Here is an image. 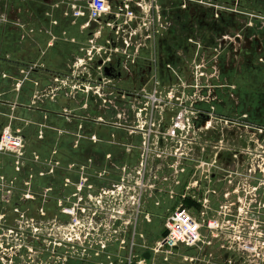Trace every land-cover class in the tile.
<instances>
[{"label": "rangeland", "instance_id": "1", "mask_svg": "<svg viewBox=\"0 0 264 264\" xmlns=\"http://www.w3.org/2000/svg\"><path fill=\"white\" fill-rule=\"evenodd\" d=\"M221 2L224 0H220ZM191 3L193 27L197 25L199 28L207 23L210 32L207 31L201 37L208 43L214 41L211 26L213 22L218 26L222 24L221 19L215 14L219 7L210 6L211 3L198 7L196 3ZM244 5L250 9L248 4L244 3ZM256 22L262 26L260 20L257 19ZM202 28V31L205 30L204 27ZM261 34H264V30ZM211 49L212 53L219 55V41ZM204 52L196 54L195 49L190 62L201 61L203 64L208 62L206 65L208 67H200V70L202 69L209 79L214 76L219 78V61H216L218 57L209 59V51ZM226 63L224 68L226 77L223 79L216 78L213 83L202 81L189 83L193 85V96L187 98L184 104V107H187L185 118L197 116V109L201 106L211 109L212 114L215 112L212 110L213 106L219 108V113L221 110L224 112L222 119H220L221 114H219V120L213 116L208 128L206 125L199 130L191 129L196 135L195 138L199 139L197 142L204 139L214 146L219 141V161L216 164L219 169L214 168L219 172V182H212L211 187L219 186L217 189L219 195L209 196L212 208H206L207 217H214L216 209L219 208V221H222L224 208L232 207L236 209L234 212L236 216L230 217H237L235 221H239V224L243 223L241 226L235 224L234 229L224 232L219 239V264H264V236L260 237L258 228L253 225L255 219L259 220L257 216H253V212H261L260 215L264 219V173L258 171L250 174V162L258 160L257 149L261 150L259 146L261 142L253 141V133H257V136H262L264 133L248 129L245 127L246 123L237 121L240 118L247 122L251 120L248 116H244L248 114L237 116V110L234 108L239 105L235 96L237 86H247L248 82L245 81L248 79L236 76L243 70L241 68L243 59L230 56ZM71 68L76 77L85 79H81L83 82H69L70 85L74 84L73 90L79 91L75 95L76 98L72 100L68 97L67 99L57 98V100L47 98L45 86H50V82L45 80L42 81L41 86L34 84L35 90L31 93L24 89L20 93V83L24 80L14 83L11 78L5 77L3 72L6 68L0 71V114L5 119L4 125L0 127V134L4 128L10 127L24 139L23 158L20 161L10 154L0 155V264H55L61 258L59 249H65L64 244L69 239L73 240L76 254L83 256L85 253L89 254L88 247L92 242L102 240L109 235L115 239L125 234L129 240L132 236L135 237L134 251L137 249V252H140L144 245L146 248L142 251L150 252V249H153V253L159 255L161 253L155 252L154 243L148 240V236L164 235V219L169 210L182 206L198 214L205 211L202 205L203 200L198 202L196 199H190L187 195L184 196V192L188 181L192 178L197 182L193 186L191 195L204 198L202 193H198L201 190L200 181L204 178L202 167H200L201 161L213 162L212 158H215L218 150L207 147L206 155H202V146L194 142L195 145L191 146L196 153L194 161L185 162L182 158L184 156L180 157V152L174 155L173 144L177 142L175 140L183 142L188 128L181 130L173 127L172 117H175L173 110L179 112L184 107H173L169 99H165L164 111L158 109L155 112L158 120L154 117L156 123L161 122L163 117L162 135L158 136L154 129L152 133H149L148 129L153 121H151V115L146 111L140 113L138 107L141 106V101L126 94V92L132 93V89L136 87L139 88L137 81L139 73L132 74L133 78L122 83L114 74H111V80L101 81L102 75H109L104 68L99 72L98 63L86 69ZM120 69L126 76L125 70L121 67ZM185 69H190L187 63ZM251 72L245 71V74ZM9 75L13 76L11 70ZM182 78L189 81L186 80L184 73ZM55 83L57 84L56 81ZM125 83L130 84L131 88L128 91L122 89ZM58 84L60 88H71L65 82ZM149 84L151 87L152 83ZM87 88L92 92L89 98L88 94L82 91ZM118 90H122V96ZM21 102L24 106L18 107V103ZM146 103L143 107L148 105ZM65 107L67 109H64ZM141 123H147L145 127L147 131H141L138 128ZM172 128H174L173 131ZM78 143L79 150L75 148ZM25 161L29 162L28 166L36 167V169L24 171ZM183 168L187 170L183 172ZM79 170H91L100 177L89 178ZM59 172L72 173L76 177L69 178L70 182L59 181V183L55 177ZM143 172L147 192L143 197L142 212L135 224L136 206L132 205L134 201L132 197L137 190L136 183L142 179ZM106 173L125 174L128 190L123 189L124 193L120 191L114 195V198L112 196L108 198L112 199L113 205L116 203V211L125 208L124 218L129 219L133 216V223L129 225L127 232L125 227L113 226L109 230L100 228L96 232L89 227L93 218L96 220L105 218L106 212L103 208L111 205V201L101 189L104 187L115 189L113 187L116 185L114 181L109 183V178H103L107 175ZM127 173L131 176L126 175ZM165 177L169 179L165 180ZM92 179L95 181L90 182ZM170 189L175 190L174 198L171 197ZM237 189L239 191L235 193L234 190ZM115 190L118 191V189ZM156 201H159V205ZM251 203L252 207L249 211L247 207H250ZM73 207L76 208L74 217L64 211L66 208ZM240 207H243L241 216L237 211ZM96 210L98 212L94 216ZM117 213L112 214L118 217ZM74 219H77L80 224L69 226ZM13 229H16L17 233L12 231ZM262 229H264V222ZM239 231H241L242 239L252 241L254 246L252 254L243 255L235 252H239V246L243 241L230 240L228 235L237 236ZM78 236L82 238L83 245L78 240ZM85 236H88V239H85ZM56 243H61L63 246ZM64 251H70V249ZM197 252H199L197 247L177 248L173 252L177 258L176 264H191L190 257L193 254L197 257ZM229 255L233 256L232 260L228 258ZM87 258L93 260V256ZM159 263L167 264V261L164 259ZM194 263L206 264L199 263L198 260H194L192 264Z\"/></svg>", "mask_w": 264, "mask_h": 264}, {"label": "crops", "instance_id": "2", "mask_svg": "<svg viewBox=\"0 0 264 264\" xmlns=\"http://www.w3.org/2000/svg\"><path fill=\"white\" fill-rule=\"evenodd\" d=\"M87 2V0H0V71L6 68L3 72L5 77L11 78L14 83L24 80L22 84L20 83V93L24 83L33 82L41 86L42 81L45 80L50 82V86H45L47 98L75 99L79 91L73 90L74 84L70 85L69 82H83L81 80L83 77L81 79L80 76L76 77L71 67L86 69L95 62L98 63V50L109 51L108 54L112 55V63L117 70L121 67L124 72L127 68L130 74L139 73L137 80L139 88L148 81L150 75L148 60L155 50L162 70L168 64L173 65L182 74L184 73L187 80H192L190 59L195 49L196 54L208 50L209 59L218 57L216 61H219V78L218 76L216 78L219 80L226 77L224 68L230 56L239 57L244 61L243 52L253 51V63L262 69L252 70L247 74L243 69L241 73L236 74L248 79L245 81L248 83L247 86H237L235 96L239 105L234 108L237 110V116L248 114L252 122L264 124V34H261L264 30L263 23L259 26L254 22L256 26L245 27L241 19L245 21L249 18L232 15L240 25L235 28L211 26L214 41L208 43L201 36L209 31V26H202L204 32L202 27L192 26V3L187 0H144L143 4L147 5L145 11H142L134 0H109L111 11L104 16L103 24L99 28L97 25L93 28L94 22H91L86 14L75 16L76 9L86 6ZM260 2L264 3V0H258V3ZM127 5L136 15L134 19H128L124 13H121V9ZM195 5L200 7L198 4ZM158 30L159 32L155 34ZM236 34L238 37L233 38ZM231 38L233 42H230ZM193 40L194 43H199L201 48L194 44ZM217 41H219V55L211 52ZM17 46L23 52L37 51V56L24 58L21 56L22 53L16 56L14 52ZM186 63L189 70L185 69ZM16 67L17 70H13ZM48 67H56V69L44 71ZM9 70L13 76L9 75ZM37 70L38 77L33 78V73ZM45 75L46 78L41 79ZM59 82H65L71 88H60ZM211 82L213 83L214 80ZM129 88L131 87L127 83L122 85L124 91H128ZM82 91L88 94V98L92 93L88 88ZM75 148L80 149L79 143ZM69 178L70 176H66L64 181ZM94 181L92 179L90 182ZM106 189L108 188L104 187L101 190ZM156 202L159 205V201ZM91 223L89 227L93 232L100 228L109 230L113 226L125 227L127 232L129 227L121 221L108 222L107 219H94ZM162 237L148 236V240L152 241L156 248ZM206 237L209 238V235ZM132 240L133 236L129 240L127 234L115 239L109 235L102 240L92 242L88 247L89 254L85 253L83 256L76 254L73 242L68 241L64 244L65 249H59L61 258L55 264H127ZM145 248L142 245V250ZM68 249L70 251H64ZM150 250L140 253L137 249L136 251L133 249V264H160L159 262L164 259L167 264L177 262L173 253L175 250L167 256L166 253L159 254L156 250L159 255H155L153 249ZM88 256H93V260L87 258ZM228 258L232 260L233 256L229 255ZM190 259L191 264L194 260H198L199 263L219 264V240L211 238V243L199 249L197 257L193 254Z\"/></svg>", "mask_w": 264, "mask_h": 264}, {"label": "built area", "instance_id": "3", "mask_svg": "<svg viewBox=\"0 0 264 264\" xmlns=\"http://www.w3.org/2000/svg\"><path fill=\"white\" fill-rule=\"evenodd\" d=\"M87 5L82 8L76 9L75 11V16L79 17L82 15H87L89 20L91 22H95L97 23V28H99L100 25L103 24V18L106 14H108L111 11V6L109 3V0H87ZM136 5L141 8L142 11L146 10V6L145 4H143L144 0H134ZM209 1V2H207ZM244 1L245 0H225L224 2L220 1L218 2L217 0H187V2L191 3L194 2L198 5H203L205 3H211L209 4L210 6H214L216 8L219 7L218 10H216L217 12L215 13L219 19L222 20V16L223 15H235V16H243L244 18H249L248 20L242 19V24H244V26H254L256 22V20H260L263 24H264V3L260 2L258 4L259 7H261L262 9L259 11H252V10H245L246 6L244 5ZM217 2L219 3V5L217 4ZM121 13H124L125 17L128 19H134L136 17L135 13L133 10H130V8L127 6H124V8L121 9ZM244 22V23H243ZM110 25V24H108ZM158 31L155 32L158 33ZM238 37V34H236L233 38ZM239 38L240 35H239ZM230 42L232 41V38L230 39ZM195 41L193 40V43ZM196 44L199 48H201V45L199 43H194ZM108 50L106 51H102L98 50V54L99 56L97 57V61H98V69L99 72L102 71L103 68L107 67L108 65H110V63H112V58H111V54H108ZM148 66L150 67V75L148 76V81L145 85H143L140 88H134L132 89V95L134 96V98H136L138 101H141V106L138 107V110L140 113H144V111L148 112L151 115V124L150 127L148 129L149 133H152L154 130H156L155 132L159 135H162V122H163V117L161 118V122L158 121V123H156V121H154V117H155V112L158 109H161L164 111V107L163 105L166 103L165 99H169V103L173 105V107H177V108H182L184 107V104L187 102V98H190L192 95V89H193V85H189V83L191 81H202V82H211L212 80L216 79V76H214V78L212 77L211 79H209L208 75H205V72L201 69L200 67H208L206 66L208 64V62H201V61H194V63H192L190 65V67L192 68V80L189 79V81H185L184 78H182L183 74L178 71L173 65H167L166 68H164L162 70V68L160 67L158 58H157V52L156 50L154 51V53L152 54V57L150 58V60H148ZM96 62L93 64L95 65ZM195 65V66H194ZM197 68V69H196ZM129 70V69H128ZM173 75L176 79V82H170L166 75L168 74ZM130 73V72H129ZM165 75V76H164ZM111 80L110 76H105L102 75V80ZM187 80V78H186ZM152 83V86L150 87V84ZM188 88H190V90H188ZM145 99L147 101H145ZM186 100V101H184ZM205 100V99H202ZM105 101V100H104ZM106 102V101H105ZM148 104L146 107H143L144 103ZM206 102V100H205ZM215 107H212V110ZM186 109V110H184ZM175 111V110H173ZM176 112V111H175ZM197 115L199 116V113H210L211 109L209 110V108L207 109L206 107L201 106L200 108L197 109ZM187 115V107H184L183 109H180L179 112H176L175 117L173 118V127H177L178 129L184 130L186 128L189 129V119L191 118H185V116ZM140 116L142 117V114H140ZM244 116H248V115H244ZM157 120L158 118L155 117ZM213 116H211L207 122V126L206 128L209 127V123H211ZM219 120V118H216ZM243 120V119H242ZM210 121V122H209ZM244 121V120H243ZM246 125L245 127H247L248 129H252L254 131H259L260 133H264V125H256L254 122H247L245 121ZM243 124V123H242ZM147 126V123L145 124H140L138 125V128L141 131H147L145 130V127ZM137 128V129H138ZM138 129V130H139ZM154 129V130H153ZM174 130V128H172V131ZM187 131V133H189ZM174 133V132H173ZM257 133H253V141H256V143L261 142V144H259V146L261 147V150H259V148L257 149V155L258 156V160H255L254 162H250V174L253 173H257L258 171L261 173H264V134L262 136H257ZM187 136V134H186ZM191 137H196L195 134L192 133ZM183 142L181 140H178L179 144L184 145L185 139L183 138ZM177 141V140H175ZM174 142V141H173ZM145 143V142H144ZM175 143V142H174ZM23 150H24V139L20 134L15 133L10 127H6L3 129V131L0 134V155L1 154H10L13 155L15 157L18 158V160L20 161L23 158ZM22 154V155H21ZM175 155V153H174ZM183 155H181L180 157H182ZM185 157V156H184ZM182 157L184 160L185 158ZM213 162L209 163L206 162L205 160L201 161V165L200 167H202V174L204 175V178L201 179L200 181V185H201V190L198 191L199 194L202 193V195H204V198H198V196H192V191L194 190V185L196 184L195 182H197V180H192V178L188 181L187 186L185 188V192H184V196H188V198L190 199H196V201L200 202V200H203L202 205L205 208V211H203L201 214L196 213L195 211H188L185 207H178L174 210H169L168 214L165 216L164 219V235L161 238V240L159 241V243L157 244L155 250L159 253H166V254H171L174 250H176L177 248L180 247H187V248H198V249H202L205 245H209L211 243V238L212 240H216V239H220L222 237V234L226 231H231L232 229H234L235 224H239V221L236 222L235 219L237 217H230L231 215L236 216V214L234 212H236V209H232L225 207L224 208V212L222 215V221H219V208L216 210V215L214 217L208 218L207 217V212H206V208H212L211 207V200H210V195H214V196H218V187L215 188H211L212 187V182L214 181H218L219 182V178H212V172L214 170V168H216L217 161L212 159ZM186 162V160H185ZM174 167V166H173ZM185 168H183V172H185ZM82 171V170H81ZM79 170V172H81ZM82 173L85 176H88L89 178H95L92 177L91 175H95L96 177H100L98 176V174H94L91 172V170L89 171H85L83 170ZM100 174V173H99ZM107 175H105V178H109V183L114 181V185H116V187H113L115 189H118V191H116L115 189H106L108 192H106V190H104L105 195L110 197L112 196L114 198V195L117 192H123V189L126 191L127 189V185H126V179L124 177L125 174H110V173H106ZM110 174V175H109ZM206 174V175H205ZM102 176V174H100ZM126 175L131 176V174L127 173ZM173 175V174H171ZM144 177H145V173L143 172V174L141 175V180L140 182L136 183L137 190H135V195H133L132 199L133 201V206H136V210H135V224L137 223L138 218L140 217V214L142 212V201H143V197L144 194L147 192V185L144 182ZM169 179V177H165L164 178ZM174 183H176L175 180H173ZM67 182H69L67 180ZM118 185V186H117ZM153 187V186H152ZM154 188V187H153ZM155 189V188H154ZM134 190V188H133ZM239 190H234L235 193H237ZM124 193V192H123ZM170 194L171 197L174 198L175 195V190L170 189ZM108 200L111 201V205H109L108 208H103V210L106 212L104 213V217L102 220L107 219L108 222H116V221H121L124 224H127L128 226L131 225L133 223V216L129 219L124 218V216L126 215V211L125 208L122 209L121 211H116L115 210V204L113 205V201L112 199L108 198ZM112 206V207H111ZM233 206V205H232ZM252 207V203L250 204V207H247V209H249ZM76 208H69V209H65L64 211L68 214L71 215L72 217L75 216L76 213ZM84 209V208H82ZM82 211H86V210H82ZM238 215L241 216L242 215V211H243V207H240L238 210ZM98 212V210H96V212L93 214L94 216L96 215V213ZM114 212H118V217L114 216L112 213ZM261 212H253V216H257V218L259 219L258 221H256L255 219V223L253 224L254 227H257L258 230L257 232L258 235L260 237L264 236V229H262V225L264 222V219H262V215H260ZM93 216V217H94ZM95 218L92 219V221ZM78 224H80V222L77 219H74V221H72V223L69 224V226H77ZM92 224L91 222L89 223V225ZM243 223L240 222V226ZM12 231H14L15 233H17L16 229H13ZM95 231V230H94ZM206 231V233H204ZM208 231V233H207ZM88 235H91L90 233H88ZM206 235H209V238L206 237ZM78 240L82 241L81 237L78 236ZM228 237H230V240H235L237 239L238 241H243L241 242L242 245L240 244L239 246V252L235 251L236 253H240V254H252L254 251V246L253 243L250 239H242L241 236V231L238 232V235H232L229 234ZM88 238V236H85V239ZM72 239V238H71ZM69 241H73L70 240ZM209 241V242H207ZM56 245H61V243ZM135 246V237L133 236V240H132V244L130 247V255L129 258L127 260V264H133L134 260H133V249Z\"/></svg>", "mask_w": 264, "mask_h": 264}, {"label": "flooded vegetation", "instance_id": "4", "mask_svg": "<svg viewBox=\"0 0 264 264\" xmlns=\"http://www.w3.org/2000/svg\"><path fill=\"white\" fill-rule=\"evenodd\" d=\"M250 1H253L251 3L252 4L255 3V6L257 7L255 10H252V11H259V10L262 9L261 7L258 6V4H259L258 3V0L257 1L256 0H250ZM245 10L249 11L251 9L248 10L247 8H245ZM229 16L232 17V15H229ZM204 18H206L205 15H204ZM222 18H223V16H222ZM213 23L214 24L212 26L218 27V25H215L216 24L215 22H213ZM223 23H225V27H233V28H235V27H238L239 26L238 23L236 22V19L233 18V17L230 20L226 19ZM206 26H208L207 23H206ZM253 54H254L253 51L252 52L251 51H247V52L244 51L243 52V55H244L243 69L246 72H250V71L256 70V69L259 70V71L261 70L260 67L256 66L255 63H253V57H252V56H254ZM118 68H120V67H118ZM104 69H105V72H106V67ZM108 69L110 70V74L116 75L117 78H119L122 83L127 82L129 79L133 78L132 74L129 73V70L127 68H126V73H127L126 76L123 75L121 69L120 70H117V68L114 66L113 63H110V66H108ZM149 69H150V67H149ZM109 76H111V75H109ZM166 77H167V79L170 82H174V80L176 79L173 75H171L169 73L166 75ZM127 85H130V84H127ZM118 91L120 92V94L122 96V93H123L122 90H118ZM126 94L128 96L133 97L132 93L126 92ZM125 98H127V96H125ZM214 109H215L214 114H210V113H199V116L197 115V116L193 117L192 119H189V129L190 130L188 131L189 133H187V136L186 137H183L185 139L184 145L180 144V146H179L178 140H177V142L175 144H173V148H174V151L173 152H175V154H178L180 152V155L185 156L186 162H191V161H194L195 160L196 153L194 151V147H191V146L195 145L194 142H196V144H199V145L202 146V148H201L202 155H206L207 147H214V149L218 150L216 152L215 158H212V159L216 160L217 163H218V161H219V141H217V144H214V146H212V144L209 143L207 140L202 139V140H200V142H197L199 139L194 138V137H191V135L193 133V131H191V129H197L198 128V130H199L200 128H204V126L207 124V122H208V120H209V118L211 116H216V118H219V114H221L220 115L221 116L220 119L223 118V113H224L223 110H221L220 113H219V108H214ZM174 113L176 114L175 111H174ZM248 117H249V119H251V117L249 115H248ZM237 121L238 122H241V123H245V121H243L241 118L240 119H237ZM248 121L249 122H252V120H248ZM193 134H195V133H193ZM204 159H207V158H204ZM216 168L219 169L218 166H216ZM212 175H213L212 176L213 179L216 178V177L219 178V172H217L215 170H213ZM66 176H70L71 179H74L76 177L72 173H67V172H59L58 174H56L55 177L58 180V182L60 181L62 183L65 180ZM91 176L92 177H96L95 175H91ZM190 182H191V180H190Z\"/></svg>", "mask_w": 264, "mask_h": 264}, {"label": "trees", "instance_id": "5", "mask_svg": "<svg viewBox=\"0 0 264 264\" xmlns=\"http://www.w3.org/2000/svg\"><path fill=\"white\" fill-rule=\"evenodd\" d=\"M217 1H219V0H217ZM225 1V0H224ZM249 1V2H248ZM251 2H253V1H250V0H245L244 1V3H246V4H249V5H247L251 10H255L257 7L255 6V3L254 4H252ZM226 19H228V20H230L231 19V16H229V15H223V18H222V24H221V26H219L220 28L222 27V26H225V23H223ZM238 22V21H237ZM238 25H240L239 23H238ZM22 50H21V48L20 47H16V51L14 52L15 54H16V56H19L21 53H22V57H24V58H29V57H34L35 58V56H37V51H26V52H21ZM24 54H25V56H24ZM23 58V59H24ZM56 69V67H48V68H46V70H44V71H47V72H49L50 70H55ZM13 70H17V67L16 68H14ZM52 72V71H51ZM44 73V72H43ZM44 74H46V73H44ZM46 76L47 75H45V77L44 78H42L41 77V79H45L46 78ZM35 77H38V70L37 71H35L34 73H33V78H35ZM1 82V81H0ZM24 89V91H29L30 93L33 91V89H34V83L33 82H27V84L26 83H24L23 84V87H22V90ZM22 92V91H21ZM19 97H22V96H19ZM19 106H24V103L23 102H21V103H18V107ZM2 114H0V127L1 126H3L4 125V123H5V119L3 118V115L1 116ZM27 163H29V162H27V161H25L23 164H24V166H23V170L24 171H29L31 168H33V169H36V167H33V166H28V164Z\"/></svg>", "mask_w": 264, "mask_h": 264}, {"label": "water", "instance_id": "6", "mask_svg": "<svg viewBox=\"0 0 264 264\" xmlns=\"http://www.w3.org/2000/svg\"><path fill=\"white\" fill-rule=\"evenodd\" d=\"M96 25H97V23L94 22V24H93V28H94ZM106 72H107L108 75H111V74H110V70H109L107 67H106Z\"/></svg>", "mask_w": 264, "mask_h": 264}]
</instances>
